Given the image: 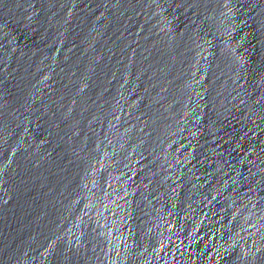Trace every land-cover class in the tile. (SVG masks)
I'll return each mask as SVG.
<instances>
[{
	"label": "water",
	"instance_id": "water-1",
	"mask_svg": "<svg viewBox=\"0 0 264 264\" xmlns=\"http://www.w3.org/2000/svg\"><path fill=\"white\" fill-rule=\"evenodd\" d=\"M74 264H264V0H9Z\"/></svg>",
	"mask_w": 264,
	"mask_h": 264
}]
</instances>
